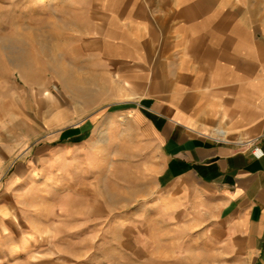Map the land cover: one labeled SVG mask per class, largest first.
I'll use <instances>...</instances> for the list:
<instances>
[{
	"label": "rangeland",
	"instance_id": "374dc122",
	"mask_svg": "<svg viewBox=\"0 0 264 264\" xmlns=\"http://www.w3.org/2000/svg\"><path fill=\"white\" fill-rule=\"evenodd\" d=\"M108 6L116 0H0V154L14 149L0 162V264H213L196 228L148 241L153 214L139 203L154 185L151 146L117 116L141 84L126 82Z\"/></svg>",
	"mask_w": 264,
	"mask_h": 264
},
{
	"label": "crops",
	"instance_id": "0c3cea01",
	"mask_svg": "<svg viewBox=\"0 0 264 264\" xmlns=\"http://www.w3.org/2000/svg\"><path fill=\"white\" fill-rule=\"evenodd\" d=\"M116 2L106 10L118 18L117 57L142 92L117 116L129 115L153 155L150 199L139 203L154 215L148 241L196 228L213 264H264V156L252 153L264 150V0ZM212 126L234 137L217 141ZM13 156L6 145L0 162Z\"/></svg>",
	"mask_w": 264,
	"mask_h": 264
},
{
	"label": "built area",
	"instance_id": "2783aa9c",
	"mask_svg": "<svg viewBox=\"0 0 264 264\" xmlns=\"http://www.w3.org/2000/svg\"><path fill=\"white\" fill-rule=\"evenodd\" d=\"M207 134H209V133H207ZM215 137H216L215 139H216L217 141L227 140V138H224V137H226V136H224V135H219V134H218V136H215ZM252 153H253V155H254L256 158H260V157L264 156V150H262L261 148H259V147H257V146L253 148Z\"/></svg>",
	"mask_w": 264,
	"mask_h": 264
},
{
	"label": "bare ground",
	"instance_id": "6f19581e",
	"mask_svg": "<svg viewBox=\"0 0 264 264\" xmlns=\"http://www.w3.org/2000/svg\"><path fill=\"white\" fill-rule=\"evenodd\" d=\"M216 133L219 134V135H224V136H227V132L226 130H223V129H215Z\"/></svg>",
	"mask_w": 264,
	"mask_h": 264
}]
</instances>
